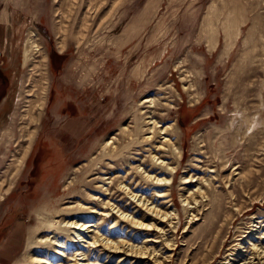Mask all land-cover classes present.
<instances>
[{"label": "rangeland", "instance_id": "obj_1", "mask_svg": "<svg viewBox=\"0 0 264 264\" xmlns=\"http://www.w3.org/2000/svg\"><path fill=\"white\" fill-rule=\"evenodd\" d=\"M136 116L175 130L158 155L176 171L151 168L148 145L135 153L147 134L132 132L138 143L122 159H147V173L170 185L128 167L98 172L115 165V151L99 162L103 147L123 148ZM132 165L142 173L138 159ZM127 170L129 188L178 213L156 224L164 236L155 214L136 212L146 225L138 229L91 213L109 199L135 210L119 182L106 190ZM99 174L104 182H94ZM76 215L98 234L156 250L141 259L61 235L69 255L82 248L97 264H242L264 246V0H0V264L51 251L37 243L53 235L48 223Z\"/></svg>", "mask_w": 264, "mask_h": 264}, {"label": "bare ground", "instance_id": "obj_2", "mask_svg": "<svg viewBox=\"0 0 264 264\" xmlns=\"http://www.w3.org/2000/svg\"><path fill=\"white\" fill-rule=\"evenodd\" d=\"M40 64L43 67V69L46 68V56L44 54L41 58ZM45 72L46 71L43 72V75H44V78L46 79V73ZM41 91L38 92L36 95L37 96L36 100L38 102L35 103V105H36L35 108L38 110V114L41 113V106H42L43 100L45 98L42 95L43 92L41 93ZM146 101L153 102L152 100H146ZM150 112L152 114V111H150ZM144 114L142 116H144ZM145 119H147V120H145ZM145 119L141 118L140 116L135 118L136 126L132 129V131L130 130L129 134H131L132 136H131V138H129L130 139L129 142L125 146H123V148L120 145H118V146H113L115 144L110 145L111 142L107 143L106 148L103 147L104 150H103L102 155L99 159V162L101 163V161H105L104 158H107V156L111 155L112 151H115V154H117L113 158L114 161H116V160L117 161H116L115 165H112V164L109 165L107 163H105V164L103 163L102 165L99 166L98 172H102V173L105 172L104 170H102V166H108L110 171H119V170L123 171L126 169V167H128V168L133 169L132 172L134 174H137L136 176H134L135 178L136 177H143V178L147 179L148 181H150L154 184L157 183V184L170 185V178L169 179L160 178L156 174L147 173L146 169H144L143 166L141 165L147 159L135 157L134 156L135 154L128 155L125 157V159H122L123 158L122 153L124 152V149H126L130 146H134L135 144L138 143L136 140V137H133V133L136 132L137 134H140L141 137H143L145 134H147L148 137H145L143 141H140L138 145H135L133 147V150L140 149V151H136L135 153L136 154H138V153L142 154V150H144V146L148 145V146H150L152 153H153L152 158L147 160L148 162L153 161V164H151L152 165L151 168H153V167L162 168L163 167L168 172H171V175H172V173H174L176 171V169H174V168H169L168 164H165L164 160H162V158L158 155V153L161 152V150H163V149L166 150L165 148L172 146L171 145L172 144L171 139H168L166 137V135L174 134L175 130L173 128H171V126L164 128V126L161 125L156 118H153V116H150L149 118L146 117ZM245 128L247 129V127H245ZM124 131L125 130H122V132H124ZM32 137H33V134L31 132L29 137H27V139H26V147L23 150V155H25V156L30 149ZM162 139H164V142H162L160 145H156V147H155L154 146L156 144L155 142H159V140H162ZM110 147H112V148L110 149ZM127 152H130V151H127ZM175 153H177V155L179 156L181 153L180 149L176 148ZM137 159L140 162V165L138 166V168L140 169V171H142L141 174L136 172V167L132 165V161L137 160ZM120 160H121V163H120ZM19 166H20V164H19ZM128 173H130V171L127 170L126 174H121V176L119 175L120 178H117L116 182L113 178L112 181H110L112 183L111 187L106 188V190L108 191V190H111L112 188H115L114 184L115 183L117 184L119 182V188L117 190H119L120 192H124L125 195L129 194V198L131 199V201L129 203H132V205H134L133 207L135 208V210L132 211V213H127V212L123 211L122 210L123 208H121V205H118L117 203L111 202V199H109L108 201L101 202L102 207H103V212H99V211H96L94 209H92V210L87 209V210L88 211L90 210L91 213L93 214V216H95V217L97 215H102L103 218H107V216H109V215H112V216L116 215L118 218V220L116 221V224H118V223H120V224L124 223L125 225L130 224L131 227L138 228V229H142L146 225L142 221L134 218V216L136 215V212L143 211V212L149 213L151 217H152V214H155L153 216V218H151L153 220V224H152L154 226L153 229L156 232L159 231L162 234V236H164V234H165L164 232H166L165 229L163 227H160V229L158 230L155 227L156 224L157 223H168V222L172 223L173 218L179 217L178 213L177 212L171 213L170 211L163 210L160 207H158V205L155 204L152 200L149 201L148 198L144 197L142 194H140L138 192H134L131 188H129L126 185L125 182H123V180L127 179ZM104 179L105 178H101V174H99L94 179V182H97L99 180H103V182H104ZM184 179H185L184 183L192 182V180H190L188 178H184ZM110 182H107V183H110ZM91 187H93L94 189H101V187L98 186V183H96V185H94V186L91 184ZM196 192L203 194V190L201 188H199ZM194 193L189 194L183 200L184 203H186L185 205H187L188 210L192 209V206H190V204L193 203L192 199L195 200V197H194L195 194ZM205 194H206V192H205ZM167 195H168L167 192H163L157 196L158 197H165ZM204 195H203V197H204ZM93 199H96V198H93ZM196 200H197V198H196ZM195 203H196V201H195ZM78 206H80L81 210L87 208V207L82 206L80 204H77V206L75 208H77ZM126 208H127V206H126ZM72 210L73 209H70L69 212ZM149 214H147V215H149ZM68 215H71V214H68ZM143 216L145 217V215H143ZM94 227H97V226L94 225L90 221L83 220L80 215H76L72 220H71V218L66 219V217L64 216L62 220H58L55 222H49L48 228H51L54 230L53 235L52 236L46 235L45 237L39 236L40 239L38 240L37 243L40 245H43V247L46 246V249L51 250L49 252L46 250H42L43 252H46L49 257L52 258L55 256V257L59 258V260H57V259L53 260V259L47 258V256L45 257V256L36 255V254H34V251L36 253H38L41 250L32 249L28 253V256H26V258H24L23 261H21V262L25 263V261L29 260V262L31 264H55L52 261H55V262L59 261L60 262L59 264H97V261L96 262L91 261L90 257L92 254L90 253V251L89 252L81 251L82 248H79V251L76 254H72V255L68 254V248H69V246L67 244L68 240L63 241V240H60V238L62 239L61 235L65 236V235L69 234L70 231H73L74 234H76L78 236L79 240H75V241H78L80 243L84 242V241L87 242L88 243L87 247L89 250L90 249H96L97 247L100 246L105 250H108L110 252H115V253H118V252L122 253V252L126 251V254L128 256H134L136 258H141V259L149 258L150 256H153L156 253L155 248L148 247L147 245L142 244L139 246V245H136V244L130 242L129 240H125V239L117 240L115 238L109 237L108 235L98 234V232L95 231ZM86 236L89 237V239H90L89 241L85 240ZM162 236H160V238ZM160 238H158V237H157V239L147 238L146 241H155V242L161 241L162 242V240H159ZM34 245L36 246V244H34ZM255 249L256 250H255L253 257H251L250 260L244 261L242 264H264V246L261 248L255 247ZM156 256H158V254ZM157 262L159 264H165L160 260Z\"/></svg>", "mask_w": 264, "mask_h": 264}]
</instances>
